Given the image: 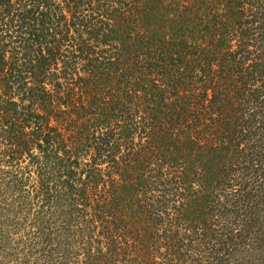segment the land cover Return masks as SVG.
I'll list each match as a JSON object with an SVG mask.
<instances>
[{
	"label": "trees",
	"instance_id": "trees-1",
	"mask_svg": "<svg viewBox=\"0 0 264 264\" xmlns=\"http://www.w3.org/2000/svg\"><path fill=\"white\" fill-rule=\"evenodd\" d=\"M263 251L264 0H0L1 258Z\"/></svg>",
	"mask_w": 264,
	"mask_h": 264
},
{
	"label": "rangeland",
	"instance_id": "rangeland-1",
	"mask_svg": "<svg viewBox=\"0 0 264 264\" xmlns=\"http://www.w3.org/2000/svg\"><path fill=\"white\" fill-rule=\"evenodd\" d=\"M0 259H3L4 260V263L3 264H11L12 262L11 261H9V259L8 258H1V256H0ZM260 262H257V264H264V251L262 252V254H261V256H260Z\"/></svg>",
	"mask_w": 264,
	"mask_h": 264
}]
</instances>
